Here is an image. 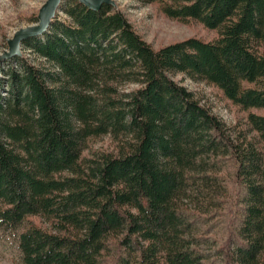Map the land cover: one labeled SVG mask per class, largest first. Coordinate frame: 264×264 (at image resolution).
<instances>
[{
  "label": "trees",
  "instance_id": "trees-1",
  "mask_svg": "<svg viewBox=\"0 0 264 264\" xmlns=\"http://www.w3.org/2000/svg\"><path fill=\"white\" fill-rule=\"evenodd\" d=\"M157 1L216 35L153 47L114 5L62 0L66 19L21 42L42 62L0 65V229L24 264H212L204 225L224 205L221 157L238 192L218 251L264 264V0ZM177 74L217 87L246 127ZM101 135L116 150L84 155Z\"/></svg>",
  "mask_w": 264,
  "mask_h": 264
},
{
  "label": "rangeland",
  "instance_id": "rangeland-1",
  "mask_svg": "<svg viewBox=\"0 0 264 264\" xmlns=\"http://www.w3.org/2000/svg\"><path fill=\"white\" fill-rule=\"evenodd\" d=\"M45 0H7L0 5V53L7 49V38L12 37L14 32L37 22V14ZM115 7L120 9L131 22L134 30L153 47H158L176 40L196 36L210 40L216 35L214 29H210L195 20L180 21L168 17L161 9L157 0H113ZM66 19V15L60 9L56 10L55 16ZM21 55H25L35 62H42L21 44ZM3 61L0 62L2 65ZM1 75V74H0ZM181 84L191 90L194 95L217 114L226 125L237 129L246 127L245 112L239 110L225 99L221 91L210 84L202 81H193L183 74L174 76ZM256 111V110H255ZM264 112V110H257ZM116 150V142L108 135L90 138L86 142L84 155H90L95 151ZM219 176L223 178L226 191L224 205L216 217H207L204 225L211 241L209 250L212 264H227L224 251L230 246L229 238L234 234L236 224L235 208L238 184L234 175V166L229 158H217ZM36 221H39L36 218ZM232 238V237H231ZM233 240V239H232ZM0 264H24L20 259L17 247L16 235L6 233L0 229Z\"/></svg>",
  "mask_w": 264,
  "mask_h": 264
},
{
  "label": "water",
  "instance_id": "water-1",
  "mask_svg": "<svg viewBox=\"0 0 264 264\" xmlns=\"http://www.w3.org/2000/svg\"><path fill=\"white\" fill-rule=\"evenodd\" d=\"M62 0H45L40 6L37 14V22L17 29L12 37L7 38V49L0 53V62L11 59L16 55H21V42L31 36L42 34L47 30L53 20L56 10L59 8ZM84 6L98 10L102 4L115 5L113 0H78Z\"/></svg>",
  "mask_w": 264,
  "mask_h": 264
},
{
  "label": "clouds",
  "instance_id": "clouds-1",
  "mask_svg": "<svg viewBox=\"0 0 264 264\" xmlns=\"http://www.w3.org/2000/svg\"><path fill=\"white\" fill-rule=\"evenodd\" d=\"M7 2V0H0V5H4ZM2 14V13H0Z\"/></svg>",
  "mask_w": 264,
  "mask_h": 264
}]
</instances>
